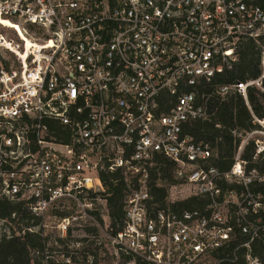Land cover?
Here are the masks:
<instances>
[{
	"label": "built area",
	"instance_id": "1",
	"mask_svg": "<svg viewBox=\"0 0 264 264\" xmlns=\"http://www.w3.org/2000/svg\"><path fill=\"white\" fill-rule=\"evenodd\" d=\"M263 3L0 0V199L31 214L0 218V239L38 235L43 264H264V169L245 167L243 145L229 170L202 167L209 145L183 133L208 117L201 85L264 38ZM261 66L216 92L250 108L264 47Z\"/></svg>",
	"mask_w": 264,
	"mask_h": 264
},
{
	"label": "trees",
	"instance_id": "2",
	"mask_svg": "<svg viewBox=\"0 0 264 264\" xmlns=\"http://www.w3.org/2000/svg\"><path fill=\"white\" fill-rule=\"evenodd\" d=\"M264 6V3H263ZM264 47V38L260 43L249 40L241 44L239 59L223 73L216 75L210 82L201 85L200 94H204L208 117L186 124L184 134L193 138L194 142L208 144L211 157L202 163V167H217L221 171H227L236 163V155L242 142L241 135L252 132L259 127L257 119L264 120V90L257 86L248 87L249 105L242 94L231 92L220 96L216 90L220 86L231 85L238 82H247L259 78L262 74L261 57ZM264 88V78L262 79ZM263 153H257L255 140L248 141L241 152V160L249 169L258 167L264 169ZM159 167H163L164 176H170V170L177 167L176 163L160 158ZM122 185H111L109 190L112 196L108 206L111 223L122 225L124 220V201ZM255 191L264 195V182L255 183ZM200 205L196 198H190L180 203L182 208H195ZM15 214V217L13 215ZM0 218L18 223L24 219L30 220L31 214L24 202H11L0 199ZM42 246L38 235L28 234L24 239H0V264H43L41 252H37ZM256 249V248H255ZM264 256L260 246L255 251ZM83 264V263H82ZM234 264H245L243 260Z\"/></svg>",
	"mask_w": 264,
	"mask_h": 264
},
{
	"label": "rangeland",
	"instance_id": "3",
	"mask_svg": "<svg viewBox=\"0 0 264 264\" xmlns=\"http://www.w3.org/2000/svg\"><path fill=\"white\" fill-rule=\"evenodd\" d=\"M259 127L255 130H253L250 134H242L241 138L243 139L241 142V145L243 147L247 145L248 141L250 140H257V142L260 144V148L263 149L262 153L263 156L261 160L264 161V120L261 119V122H257ZM95 264H115L114 261L107 256H104V254H101V256L97 257V261Z\"/></svg>",
	"mask_w": 264,
	"mask_h": 264
},
{
	"label": "bare ground",
	"instance_id": "4",
	"mask_svg": "<svg viewBox=\"0 0 264 264\" xmlns=\"http://www.w3.org/2000/svg\"><path fill=\"white\" fill-rule=\"evenodd\" d=\"M28 43H30V41H28Z\"/></svg>",
	"mask_w": 264,
	"mask_h": 264
}]
</instances>
